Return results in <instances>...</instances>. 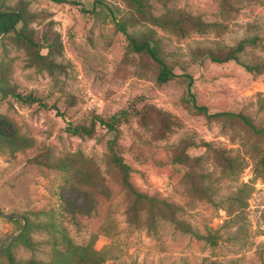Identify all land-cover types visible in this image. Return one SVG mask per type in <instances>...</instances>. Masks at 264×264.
Returning a JSON list of instances; mask_svg holds the SVG:
<instances>
[{
    "label": "rangeland",
    "instance_id": "rangeland-1",
    "mask_svg": "<svg viewBox=\"0 0 264 264\" xmlns=\"http://www.w3.org/2000/svg\"><path fill=\"white\" fill-rule=\"evenodd\" d=\"M0 6L19 13L0 37V209L31 222L18 239L23 219L0 215V248L13 233L15 258L41 264H264V176L255 171L264 137L197 113L190 95L212 113L243 112L264 126V72L206 55L255 38L242 57L264 59V0ZM128 33L158 40L178 76L159 82L157 65ZM97 117L115 120V131L94 124ZM71 125L94 132L71 133ZM116 156L131 165L140 191L170 202L217 244L179 230L164 205L137 202ZM230 156L239 158L233 175L223 168ZM0 264H9L3 249Z\"/></svg>",
    "mask_w": 264,
    "mask_h": 264
},
{
    "label": "trees",
    "instance_id": "trees-1",
    "mask_svg": "<svg viewBox=\"0 0 264 264\" xmlns=\"http://www.w3.org/2000/svg\"><path fill=\"white\" fill-rule=\"evenodd\" d=\"M54 1L63 2L64 0H54ZM11 12H15V11H11L10 9L0 6V14H8L7 16H0V33L5 29H7L5 32H9L10 30L15 28L14 26L10 28V25L12 24L15 25V19H16V16L9 15V13ZM17 15L19 20V13H17ZM179 16H181V13L179 14ZM184 19L187 21L192 20L191 17L189 16L184 17ZM117 25L121 28V30L126 31V27L124 23L117 22ZM18 34L20 37L22 36L25 37V40H27L29 43L33 45H38V43L33 38L26 36L22 33H18ZM128 40L130 41L133 49L136 52L147 55L157 65L158 67L157 80L159 82L166 83L174 79L176 76H178L174 68L167 61L165 49L158 40L144 35L136 36L132 33L130 34L128 33ZM254 45H256L255 38L243 39L237 45L233 46L227 51H221L219 49L218 50L209 49V51L206 52V55L214 62H226V61L234 60L237 63L241 64L244 68H246L250 72L262 73L264 72V59L248 61L242 57L243 54L248 49V46H254ZM189 86L191 88V84H189ZM8 94H9L8 91H4V95H8ZM13 94L17 98L23 101L39 103L40 105L47 106V104L44 103L41 100V98L35 96L32 93H29L26 96H23L19 93H13ZM190 95H191L192 106L197 113L204 114L209 117L224 116L229 120H237L245 127H247L256 136L264 137V126L258 125L250 115L245 114L243 112H234V111H221V112L212 113L207 105H201L198 103L196 97L193 95L192 92H190ZM96 121L99 122V124L102 127L108 128V130L110 131H115V120L109 121L97 117L94 121V124L96 123ZM68 129L70 130L71 133H75V134L76 133L92 134L94 132V125H92L91 127H87L83 125H77V126L71 125L68 127ZM222 159H225L226 161L225 166L223 168L229 171L228 173L229 175H233L235 169L238 166L237 159L239 158L230 156V157H222ZM257 159L258 160L255 163V171L257 172L259 171V176H264V170H263L264 154L257 157ZM114 160L117 163L118 167L120 168L124 184L135 195V199L137 202L148 201L150 203H160L164 205L165 208H167L168 210L167 211L168 219L174 222V224L179 230L185 233H190L199 239H206L212 245L217 244V241L212 235L201 233L199 230L195 229L189 222L179 219L176 216L177 207L172 205L170 202H168L163 198H160L157 195L154 194L150 195L146 192L140 191L131 180V170H132L131 165L123 157L116 156ZM179 160L181 159H175V162ZM206 188L207 187H205V189ZM235 199L237 201H242L243 200L242 193H238L235 196ZM11 218L15 219L16 221H21L20 218L17 217L11 216ZM26 221H27L26 226H23V224H21L23 228V233L18 237V239L21 237H26V234L30 229L31 222L27 218ZM25 242L29 246H31L32 244L31 241L27 239ZM11 245L3 249L7 253L9 264H41V261L34 258L26 261H18L15 258L14 253L12 252ZM207 264H220V263H218L217 261H212Z\"/></svg>",
    "mask_w": 264,
    "mask_h": 264
},
{
    "label": "water",
    "instance_id": "water-1",
    "mask_svg": "<svg viewBox=\"0 0 264 264\" xmlns=\"http://www.w3.org/2000/svg\"><path fill=\"white\" fill-rule=\"evenodd\" d=\"M8 14H0V16H7ZM9 15H12V16H16V19H15V22H17L18 20V15L17 13L15 12H11L9 13ZM14 26V24L10 25V28H12ZM7 29L3 30L1 33H0V37L5 33ZM0 215L1 216H4V217H17V218H20V219H23L24 221V224L23 226H26V218L24 217V215L20 214V213H17V212H8V213H5L3 212L1 209H0ZM15 234L11 233L7 236V239L4 243V245L0 248V250L2 249H5L8 245H9V242L14 238Z\"/></svg>",
    "mask_w": 264,
    "mask_h": 264
}]
</instances>
